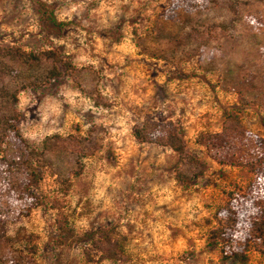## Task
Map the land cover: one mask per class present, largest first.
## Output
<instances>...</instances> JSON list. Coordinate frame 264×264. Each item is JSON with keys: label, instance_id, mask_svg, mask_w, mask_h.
I'll list each match as a JSON object with an SVG mask.
<instances>
[{"label": "rangeland", "instance_id": "obj_1", "mask_svg": "<svg viewBox=\"0 0 264 264\" xmlns=\"http://www.w3.org/2000/svg\"><path fill=\"white\" fill-rule=\"evenodd\" d=\"M38 1L63 25L45 21ZM231 1L236 13L213 8L212 0L191 11L208 35L188 46L180 0H0V45L52 49L72 65L68 75L46 80L50 59L15 64L0 82L8 92L34 84L13 105L25 143L8 138L0 157L28 148L42 170L35 188L41 204L27 215L0 188L7 221L0 264H220L209 232L230 224L220 213L226 192L254 176L219 164L196 137L217 132L225 111L239 107L244 126L264 138V27L252 21L264 23V0ZM235 15L239 24L231 27ZM6 97L0 93V107ZM146 119L175 123L206 164L203 175L180 183L176 171L190 174V166L168 147L137 142L131 130ZM58 219L74 236L114 226L126 260L97 261L88 241L58 244L71 239ZM246 264H264L254 244Z\"/></svg>", "mask_w": 264, "mask_h": 264}, {"label": "trees", "instance_id": "obj_2", "mask_svg": "<svg viewBox=\"0 0 264 264\" xmlns=\"http://www.w3.org/2000/svg\"><path fill=\"white\" fill-rule=\"evenodd\" d=\"M213 8H220L226 13L234 11L231 0H212ZM208 0H180L176 8L180 11V18L184 28L185 36L182 39L184 45L199 46L207 33L194 25L191 21V11L201 10L208 7ZM38 9L45 21L55 26H62L63 23L56 20L48 4L38 1ZM190 12V13H189ZM240 16L235 15L230 22L231 27H237ZM255 26L264 27L260 20H252ZM226 27L227 25H222ZM158 35H165L163 28L158 27ZM208 35V33H207ZM161 36V35H160ZM51 60V69L46 75V80L59 78L68 75L72 65L63 61L58 53L52 49L42 51H25L20 47L11 45H0V82L4 77L14 72L16 65L40 63L42 60ZM34 85L33 83L22 84L11 92L4 87L0 88L2 96L10 97L0 107V127L2 129L0 144L13 138L19 145H24L25 140L18 130V122L22 114L14 109L18 101V93ZM242 94V92H239ZM242 96H239L238 105H242ZM260 104L264 107V91ZM132 135L139 143H154L168 147L177 154L182 165L192 168L190 174L176 171L175 176L178 182H194L203 175L206 164L196 155L191 153L179 131L178 126L172 121H154L146 119L140 126L133 127ZM196 142L206 148L211 157L221 165L245 167L253 174V180L248 182L243 189L230 190L226 192L227 201L220 208V213L229 221L227 226H218L209 232V247L219 246L220 264H246L247 251L254 244L264 256V138L249 131L241 121L240 108L233 107L226 110L221 121V127L217 132L200 133ZM45 150L53 152L52 147L44 145ZM24 154L18 157H0V188L6 195L8 202L19 204L20 211L27 215L38 207L41 201L35 193L39 181L42 178L40 166L33 160L36 153L28 148H21ZM39 153V152H37ZM43 154V153H42ZM9 203V204H10ZM0 207V251L5 249L7 235L6 218ZM66 221L57 220L58 229L71 236V239H56L58 244L88 241L95 250L97 261L116 260L124 261L127 256L124 253L120 239L115 237L114 226L90 230L80 236H74L73 231L67 228ZM84 249V256L88 261L94 257Z\"/></svg>", "mask_w": 264, "mask_h": 264}]
</instances>
